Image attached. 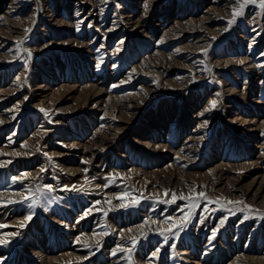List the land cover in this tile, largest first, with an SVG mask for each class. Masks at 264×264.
Here are the masks:
<instances>
[{
  "label": "rangeland",
  "instance_id": "374dc122",
  "mask_svg": "<svg viewBox=\"0 0 264 264\" xmlns=\"http://www.w3.org/2000/svg\"><path fill=\"white\" fill-rule=\"evenodd\" d=\"M258 5L0 0V264H264ZM193 186L219 203L165 242Z\"/></svg>",
  "mask_w": 264,
  "mask_h": 264
},
{
  "label": "snow or ice",
  "instance_id": "6c2138e0",
  "mask_svg": "<svg viewBox=\"0 0 264 264\" xmlns=\"http://www.w3.org/2000/svg\"><path fill=\"white\" fill-rule=\"evenodd\" d=\"M104 2L107 3L108 0H104ZM236 2H237V4L240 5V7H239V10H237V9H233V11H232V17H233V18H232V20H230V21L228 22V23H229V27L231 26L232 23L235 22V20H236L237 17L243 16V14H244V8H245L248 4H254V3L256 2V0H243L242 3H241V0H236ZM258 6H259L261 9H264V0H259V5H258ZM83 23H84L83 20L77 22V24H76V30H77V31L80 30L81 25H82ZM88 27H92V25L89 24ZM30 31H31L30 28H29V29H25V32H30ZM225 31H228V28H225ZM213 39H215V37H213ZM22 43H23V41H20V42L17 43V50L19 49V46H20V44H22ZM97 50H98V49H97ZM202 51H203L205 54L207 53V50H206V49H204V50H202ZM177 52H179V49H177ZM27 55H28V57L30 58L31 55H32V53H31V52H28ZM261 55H264V53H262ZM240 63H243V61H240ZM98 66H99V65H98ZM17 80H19V77H17ZM113 87H116V85H113ZM25 99H27V97H25ZM216 104H217V101H216V100H213V101L211 102V105H212L213 108L216 107ZM40 111H41V112H44L45 115L48 114L47 111H46L45 109H43V108H41ZM13 118H14V117H13ZM0 123H3V122L0 121ZM206 124H207V121H205V124H204V125H201V127L206 126ZM201 138H202V137H201ZM22 147H25V146L22 145ZM38 150H39V149H38ZM0 155H7V153H0ZM15 155H18V154H15ZM45 155H47V153H45ZM50 159H51V158L49 157V160H50ZM10 163H12L11 160H9V161H4V162H0V166H3L4 164H10ZM85 163H87V161H85ZM40 171H41V172H44V171H46V170L42 168V169H40ZM86 171H87V169H85V172H86ZM27 175H28V173H24V174H23L24 177H26ZM18 180H19L21 183H23V181L20 179V177H13V178H12V183H16ZM112 182H113L112 180H109V183H112ZM104 186L107 187L108 185L106 184V185H104ZM45 187H46V189H47V192H49V193L52 192V191L54 190L52 185H46ZM73 187H75V186H73ZM76 190L79 191L80 189H76ZM165 195H167V191L165 192ZM118 199L123 200V196H119ZM177 199L188 201L189 203L186 204V207L189 208V211L186 212V213L180 218V222H179V223H173V224L171 225V227L168 228V229H166V230H158L159 235H161V236H163V237L165 238V242L168 241L169 235H171V236H173V237H178V236H179V232L185 230V228L188 226V224L191 223V220H192V217H193V212H192L191 209H194V208L199 207V203H198L199 200H204V201H207V202H209V203H219V200H217V201H211V200L207 197L206 193H204V192H196V191H195V186H193V189H192V195L184 196L183 194H181L179 197H177L176 194L173 193V195H172V199H171L170 201H167V200H166V201H164V202H165V203H176ZM28 200H31V203L28 204L29 208H33V207L36 206V199H35L34 197H25L24 200H21V201L9 200V201L7 202V204H13V203H24V202H26V201H28ZM95 203L98 205V204H100L101 202H100V201H96ZM109 203H110V201H109ZM134 203H138V201H136V202H134ZM228 203L243 204L244 202H243V201H228ZM0 206H5V207H6L7 205H6V204H3V202H0ZM121 206L126 207V206H128V205H121ZM222 207H223V205H222ZM246 207H248L249 209H251V206H250V205H246ZM45 210H47V209H45ZM206 210H207V209H206ZM92 211H93L92 208L87 209V210L84 212L83 216L80 217V219L83 220V219H84L85 217H87L90 213H92ZM96 211L99 212V211H101V209L97 208ZM103 215H104V216H107V215H108V212H107V211H104V212H103ZM247 218H248V217H245V219H247ZM261 218L264 219V214L261 215ZM26 219H27V220H31V219H32L31 214H30L28 217H26ZM172 219H173L172 217H169L165 222L167 223L168 220H172ZM199 219H200V223H203L205 217L201 216ZM225 219H227V218L225 217L224 219H222V220L220 221V224H221V225H223V223L225 222ZM153 222L155 223V221H153ZM144 223L147 224L148 221L145 220ZM5 227H7V225L0 224V229L5 228ZM21 227H23V224H21ZM139 227L143 228L144 225L142 224V225H140ZM128 231L130 232L131 229H128ZM216 233H217V230H214V231L212 232V237H213V238L216 236ZM107 234H108V233L105 232V233H101L100 235H107ZM5 235L12 236V235H15V233H5ZM94 235H96V234L94 233ZM78 241H79V238H78ZM8 242H9L8 240L0 239V244H7ZM136 243H137V241H136L135 239H133V240H132V244H133V246H135ZM85 246L88 247L87 244H86ZM97 246H98V247L100 246V242H99V240H97ZM175 246H176L175 244H172V245H171L172 248H175ZM117 248H118V250L121 251V252L125 251V249H124L122 246H120V245H118ZM159 251H160V249L157 248V249H156V252H154L152 255H153V256H156V254H157ZM129 252H131V250H129ZM116 254H117L116 251H113V252H112V255H113V256H115ZM85 259H87V257H85Z\"/></svg>",
  "mask_w": 264,
  "mask_h": 264
},
{
  "label": "bare ground",
  "instance_id": "6f19581e",
  "mask_svg": "<svg viewBox=\"0 0 264 264\" xmlns=\"http://www.w3.org/2000/svg\"><path fill=\"white\" fill-rule=\"evenodd\" d=\"M40 132V131H39ZM42 132V131H41ZM262 154V153H261ZM261 156H264L263 154L261 155ZM0 197H1V195H0ZM260 263H262V262H260ZM263 264V263H262Z\"/></svg>",
  "mask_w": 264,
  "mask_h": 264
}]
</instances>
